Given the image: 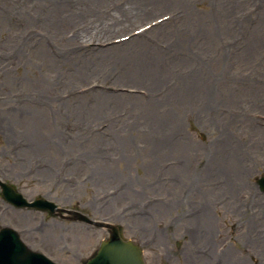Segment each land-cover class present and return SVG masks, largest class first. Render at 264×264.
I'll return each instance as SVG.
<instances>
[{
	"label": "rangeland",
	"instance_id": "1",
	"mask_svg": "<svg viewBox=\"0 0 264 264\" xmlns=\"http://www.w3.org/2000/svg\"><path fill=\"white\" fill-rule=\"evenodd\" d=\"M99 1L0 0V179L119 226L146 264H264V0ZM4 226L58 264L107 236L0 197Z\"/></svg>",
	"mask_w": 264,
	"mask_h": 264
},
{
	"label": "water",
	"instance_id": "2",
	"mask_svg": "<svg viewBox=\"0 0 264 264\" xmlns=\"http://www.w3.org/2000/svg\"><path fill=\"white\" fill-rule=\"evenodd\" d=\"M260 183L264 186V179L260 180ZM0 188L3 196L17 206L36 207L49 210L52 213L57 210L56 206L43 200H37L31 205L27 204L10 186L0 183ZM81 219L84 220V218ZM95 225L98 227L104 226L99 223ZM106 227L109 230L110 237L102 242L99 251L88 264H144L138 247L132 245L131 242L122 241L118 235L117 228L113 226Z\"/></svg>",
	"mask_w": 264,
	"mask_h": 264
},
{
	"label": "bare ground",
	"instance_id": "3",
	"mask_svg": "<svg viewBox=\"0 0 264 264\" xmlns=\"http://www.w3.org/2000/svg\"><path fill=\"white\" fill-rule=\"evenodd\" d=\"M154 1H156V2H158V1H165V2H169V0H151V2H150V0H141V2L142 3H145V4H149V5H153V2ZM89 2H90V4L96 9V10H99L100 8H101V5H100V1L99 0H89ZM60 6H57V9L59 8ZM57 9H53L52 10V12H51V19H53L56 23H58L59 24V22L60 21H65V19L61 16V17H59L58 16V14H59V10H61V9H63V7L61 6L60 8H59V10H57ZM84 11H86V12H92L91 10H90V8L88 7L87 9H85ZM52 16H53V18H52ZM121 16H118V19L120 18ZM47 20H48V18H47ZM115 21L117 20V19H114ZM121 27L122 28H125V27H128V21H123L122 23H121ZM120 38V37H119ZM72 40V39H71ZM135 41V40H137V38H133V39H131V40H129L128 41V43H124V44H122L124 47H129V45L132 43V41ZM252 43H254V45L253 44H251L250 45V47H251V49H255L256 47H257V45H258V42L256 41H253ZM139 45H140V47H144L143 46V44H141V43H138ZM112 49H108V50H106V51H104L103 53H107L108 51H111ZM107 57H108V55H107ZM137 68L139 69L138 70V75L140 76V74L141 73H144L143 72V70L141 69V66L140 65H137ZM78 73H81V71L80 70H78ZM150 78L152 79V77L150 76ZM50 86H47L46 88H49ZM183 90H185V93H184V95H183V92H182V89H181V87H179V90H180V92H182L181 93V95H179L181 98L180 99H182L183 101L185 100V97H187V90H190V89H192V85H189V84H187V86L184 84L183 85ZM126 101V100H125ZM169 97L167 96V97H165L164 98V100L162 101L161 99L156 103V105L157 106H159L160 104H166V105H168V103H169ZM122 102V100H121V97H112V99L111 100H109L108 101V103L109 104H111L110 106L111 107H115L116 106V104L117 105H119L120 103ZM171 107L173 108V105H171ZM79 108V110H80V112L82 113V112H84V111H88V109H85V107H83V106H80V107H78ZM90 109V108H89ZM97 111H99V110H97ZM157 111H158V109H157ZM116 142H118L116 139H115V144H116ZM163 145H165V143H163ZM160 148H164V146H161ZM168 148V147H167ZM30 150L31 151H33V145H31V147H30ZM188 166H189V164H187ZM104 174V171H103V169L102 170H100L99 171V173H98V175H100V177L102 176ZM231 191H233L232 190V188L230 189ZM202 193V192H201ZM180 203L181 204H183V200H181L180 201ZM207 205V202L205 201V206ZM156 211H158V212H161L162 211V207H156ZM200 215H202V213L200 214Z\"/></svg>",
	"mask_w": 264,
	"mask_h": 264
}]
</instances>
